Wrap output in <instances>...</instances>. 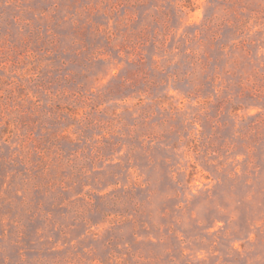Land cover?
<instances>
[{"label":"rangeland","instance_id":"rangeland-1","mask_svg":"<svg viewBox=\"0 0 264 264\" xmlns=\"http://www.w3.org/2000/svg\"><path fill=\"white\" fill-rule=\"evenodd\" d=\"M0 264H264V0H0Z\"/></svg>","mask_w":264,"mask_h":264}]
</instances>
